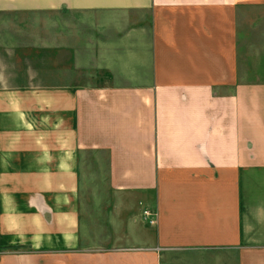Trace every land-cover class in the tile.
Wrapping results in <instances>:
<instances>
[{
  "label": "crops",
  "instance_id": "1",
  "mask_svg": "<svg viewBox=\"0 0 264 264\" xmlns=\"http://www.w3.org/2000/svg\"><path fill=\"white\" fill-rule=\"evenodd\" d=\"M2 250L264 264V0H0Z\"/></svg>",
  "mask_w": 264,
  "mask_h": 264
},
{
  "label": "rangeland",
  "instance_id": "2",
  "mask_svg": "<svg viewBox=\"0 0 264 264\" xmlns=\"http://www.w3.org/2000/svg\"><path fill=\"white\" fill-rule=\"evenodd\" d=\"M4 20H10V18H8V19L7 18H4ZM87 194H88V191L84 190V195H87ZM93 195L102 196V197H108V196L110 197L111 194L109 192H107V196H103L102 192L101 193L100 192H96V193H93ZM142 198H143V196L140 193H133L131 195L130 202H128L129 204L130 203L132 204V208L129 209V211L121 210L118 206H117V209L118 210L117 209L116 210H112V208L110 206L111 209L108 212V215L111 216L112 214L117 213L118 216H121V218L124 219V217L125 218L128 217V215H124L125 212H130L131 213V217L133 219L136 218V217L139 218L138 223H139V225H141L140 218H142L141 220H143V222H145V220L143 218V211L146 210L144 208L145 207L144 206L145 204H144V200ZM115 207L116 206H114V208ZM102 217L104 218V216H102ZM146 224H148V223H146ZM155 225H156V223L153 224V225H150V226H155ZM134 228H136V230H138L139 227H138V225H134ZM120 238H121V242H122L121 244H123V245H131V242H129V240L127 238H125V237H120ZM105 239L106 238H101L102 241H105ZM107 239L108 240H111V237H108ZM5 251H7V250L0 251V255L2 257H4L3 255L5 253H3V252H5ZM9 251L10 252H14V253H18L20 250L18 249V247H11V248H9ZM21 251L22 252H25V253H30L29 250H21Z\"/></svg>",
  "mask_w": 264,
  "mask_h": 264
},
{
  "label": "built area",
  "instance_id": "3",
  "mask_svg": "<svg viewBox=\"0 0 264 264\" xmlns=\"http://www.w3.org/2000/svg\"><path fill=\"white\" fill-rule=\"evenodd\" d=\"M156 217H157V212L154 210L146 209L143 211V218L145 222L148 223L149 225H153L157 222Z\"/></svg>",
  "mask_w": 264,
  "mask_h": 264
}]
</instances>
